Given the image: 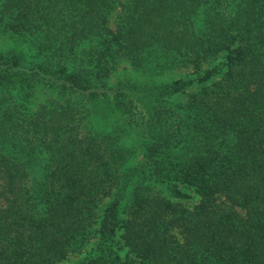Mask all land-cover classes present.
I'll return each instance as SVG.
<instances>
[{
  "label": "trees",
  "instance_id": "trees-1",
  "mask_svg": "<svg viewBox=\"0 0 264 264\" xmlns=\"http://www.w3.org/2000/svg\"><path fill=\"white\" fill-rule=\"evenodd\" d=\"M0 36L34 59L0 52V264H58L86 244L80 264H264V0H0ZM121 58L217 79L174 103L189 78L108 86ZM35 83L58 99L28 111ZM87 105L110 130L85 128ZM134 129L143 160L125 167ZM135 175L199 200L135 181L116 238Z\"/></svg>",
  "mask_w": 264,
  "mask_h": 264
},
{
  "label": "rangeland",
  "instance_id": "rangeland-1",
  "mask_svg": "<svg viewBox=\"0 0 264 264\" xmlns=\"http://www.w3.org/2000/svg\"><path fill=\"white\" fill-rule=\"evenodd\" d=\"M114 15L115 10L110 13V20L114 18ZM110 25L113 26V22H111ZM10 49L19 52L26 60H34L33 54L30 51H25L20 47V45L14 46L11 41H8L4 37L0 36V52ZM199 76L200 75H193L192 73L174 69L161 71L159 73H156V69L151 68L143 70L140 68H135L129 62V60L121 58L117 61L114 69L109 74L106 84L111 86L120 79L129 80L136 83L158 84L161 82H169L176 78L186 77L190 79V84L175 96L169 97V101L181 104L187 98L190 92L197 91L201 87L207 86L217 79V76H212L207 79H200ZM57 99L58 96L51 88L42 83H35L25 103L28 107V111H34L40 104H48ZM82 109L84 113L82 117L83 121H85V128L87 130L92 131L93 133L107 132L110 130L113 122V117L111 114L104 112L101 108L94 105H87ZM118 145L130 150L126 163L124 164L125 167L135 166L143 160L142 142L139 138V132L137 129L131 130L127 135L120 134ZM135 181H139L143 185L152 186L167 199L180 201L188 209H191L194 205H196L199 200L198 195L194 192V190L186 184L173 181L160 183L151 178L144 180L141 175H135L126 184L118 204V227L115 231L116 238L121 233V224L126 217V209L130 201L132 185ZM107 202V200H104L98 205V218L96 223L92 226L94 228V232H92L91 235L94 237L96 236L95 230L97 229L101 214L107 205ZM87 247L88 244L84 245L76 255H72L65 260H62L58 264H80L78 260L86 251ZM123 251L124 250L120 251V253H124Z\"/></svg>",
  "mask_w": 264,
  "mask_h": 264
}]
</instances>
